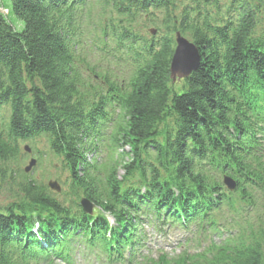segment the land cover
<instances>
[{
    "label": "trees",
    "instance_id": "trees-1",
    "mask_svg": "<svg viewBox=\"0 0 264 264\" xmlns=\"http://www.w3.org/2000/svg\"><path fill=\"white\" fill-rule=\"evenodd\" d=\"M8 1L22 28L0 9V264H264V0ZM176 31L199 65L172 81ZM42 138L67 194L19 166ZM236 201L233 230L216 215ZM175 226L191 235L177 248L144 243Z\"/></svg>",
    "mask_w": 264,
    "mask_h": 264
},
{
    "label": "rangeland",
    "instance_id": "rangeland-1",
    "mask_svg": "<svg viewBox=\"0 0 264 264\" xmlns=\"http://www.w3.org/2000/svg\"><path fill=\"white\" fill-rule=\"evenodd\" d=\"M0 9L4 13L5 18L8 20V22L11 23L13 28L15 30H20L22 28V22L14 18V16L8 12L10 9V3L8 0H0ZM264 25V22H263ZM150 28H155V26L147 24V26L143 27L142 30L145 36H149ZM158 34L159 32L155 31V34ZM154 34V35H155ZM105 139L101 142V153L102 155L105 154L104 161L108 160L107 156L108 153H106L105 149L110 148L107 146V135L104 137ZM25 146H29L28 143H23L21 145V148L25 149ZM38 146L41 148H44L45 151H43L42 155L40 156V163H37L31 168V170L26 173L30 174L32 177H34L37 181L43 182L44 184L47 183L49 179L57 180L61 190L59 192L53 193H64L67 194L68 192V173L67 170L61 165L60 161L57 158H53L52 154L47 150L46 148V142L44 141V138L40 139ZM127 148V147H125ZM26 150V149H25ZM120 149H117V154ZM31 152V151H30ZM30 152H26L27 155L24 156V160H22L21 163H19V166L23 170V168L28 164V161L30 158H36L34 154H31ZM116 160V159H115ZM119 160H117L118 162ZM120 162V161H119ZM55 163V164H54ZM123 171L121 169H118V175H121ZM12 181H10V178L7 177L4 181H0V206L7 204L12 201L13 197H11L10 188L14 189V185H11ZM13 194V193H12ZM245 211V209H243ZM242 211V204L238 201L235 202V205L233 207H225L223 206L221 211H218L217 214V220L218 222H221L225 228H231L233 230H238L241 227V220H240V214L243 213ZM261 214L260 210H256L254 213H251L247 216L249 220H253L257 217V215ZM248 220V221H249ZM247 221V220H246ZM149 230L151 233L153 232L152 229L149 227H146V231ZM184 235L185 233H180L179 231H175L172 233V231H169L168 233V242L173 244L174 241V235L176 236ZM148 238L150 242L148 243V246L152 249L159 248L161 250H171L168 245H161L163 244L164 240L159 239L157 236H155L154 233L152 235H148ZM158 241V243H156ZM92 254H87L85 257L77 256L76 262L78 264H91L90 256Z\"/></svg>",
    "mask_w": 264,
    "mask_h": 264
},
{
    "label": "water",
    "instance_id": "water-1",
    "mask_svg": "<svg viewBox=\"0 0 264 264\" xmlns=\"http://www.w3.org/2000/svg\"><path fill=\"white\" fill-rule=\"evenodd\" d=\"M153 32L154 30H151V33ZM174 41L175 46L173 49L169 70L172 81L187 77L199 65L198 49L191 41L182 36L179 31L174 33ZM25 149L29 151L27 146H25ZM35 162V159L31 158L28 164L24 167V172L28 173L34 166ZM224 183L229 189L234 187V182L228 177L224 178ZM47 186L56 192L60 190V186L55 180L47 181ZM79 204L86 213H90L93 208V203L86 197H81Z\"/></svg>",
    "mask_w": 264,
    "mask_h": 264
},
{
    "label": "bare ground",
    "instance_id": "bare-ground-1",
    "mask_svg": "<svg viewBox=\"0 0 264 264\" xmlns=\"http://www.w3.org/2000/svg\"><path fill=\"white\" fill-rule=\"evenodd\" d=\"M169 70H170V65H169ZM30 159H31V158H30ZM30 159H29V160H30ZM28 162H29V161H28ZM23 169H24V168H23Z\"/></svg>",
    "mask_w": 264,
    "mask_h": 264
}]
</instances>
